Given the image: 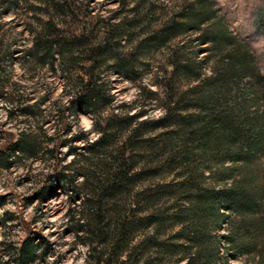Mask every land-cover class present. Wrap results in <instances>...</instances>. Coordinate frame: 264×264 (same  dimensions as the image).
<instances>
[{"label": "trees", "instance_id": "obj_1", "mask_svg": "<svg viewBox=\"0 0 264 264\" xmlns=\"http://www.w3.org/2000/svg\"><path fill=\"white\" fill-rule=\"evenodd\" d=\"M134 11L139 23L155 21ZM170 18L127 53L113 44L117 29L97 35L86 19L65 32L49 19L25 54L42 67L59 63L75 89L73 106L101 119L92 154L83 156L86 166L72 172L68 164L56 173L85 179L79 226L95 251L89 264H264L263 186L251 169L264 152L263 78L249 43L229 31L208 0H183ZM189 42H196L192 51L184 49ZM144 45L147 52L166 50L168 68L158 83L162 97L146 91L163 114L136 122L141 114L105 111L110 100L102 74L109 67L134 79ZM74 50L84 54L80 61ZM24 109L32 113L30 105ZM33 144L21 136L8 148L31 151ZM37 256L34 239L26 237L13 259L32 264Z\"/></svg>", "mask_w": 264, "mask_h": 264}, {"label": "rangeland", "instance_id": "obj_2", "mask_svg": "<svg viewBox=\"0 0 264 264\" xmlns=\"http://www.w3.org/2000/svg\"><path fill=\"white\" fill-rule=\"evenodd\" d=\"M54 2L63 4L66 12L55 10ZM182 2L0 0V264H16L15 249L26 237L33 238L37 245L38 256L32 264H89L95 255L79 226L86 214L85 179H58L56 173L68 164L72 172L77 165L86 166L83 156L92 154L89 145L99 136L96 129L101 119L73 106L75 89L64 78L59 63L53 68L42 67L26 58L35 32L49 19L65 32L76 31L80 21L87 19L97 35L108 31L113 36L117 29L113 44L118 51L127 53L135 50L161 20L172 19ZM208 2L229 31L249 43L255 67L264 81V0ZM133 9L145 12L155 21L147 23L145 19L139 23ZM184 47L192 51L197 45L189 42ZM73 55L77 61L84 57L78 50ZM204 55L202 50L197 58ZM137 60L131 80L106 67L103 88L110 103L105 111L133 117L141 114L136 122L154 120L163 110L159 108L160 101L146 91H156L162 97L158 83L164 82L168 68L167 51L159 48L147 52V45L140 46ZM28 105L31 114H25ZM150 133L155 135L158 130L147 135ZM21 136L34 143L33 149L10 151L9 145ZM258 159L251 169L255 181L263 186L264 211V152ZM143 232L147 233V228L139 231L136 239ZM222 247L225 249L226 245ZM230 262L241 263L233 259Z\"/></svg>", "mask_w": 264, "mask_h": 264}]
</instances>
